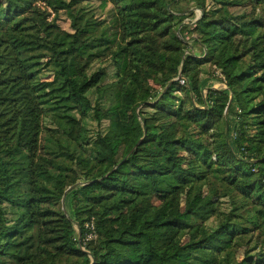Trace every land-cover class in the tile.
<instances>
[{
    "label": "trees",
    "instance_id": "trees-1",
    "mask_svg": "<svg viewBox=\"0 0 264 264\" xmlns=\"http://www.w3.org/2000/svg\"><path fill=\"white\" fill-rule=\"evenodd\" d=\"M37 1L0 0V264H264V0Z\"/></svg>",
    "mask_w": 264,
    "mask_h": 264
},
{
    "label": "rangeland",
    "instance_id": "rangeland-1",
    "mask_svg": "<svg viewBox=\"0 0 264 264\" xmlns=\"http://www.w3.org/2000/svg\"><path fill=\"white\" fill-rule=\"evenodd\" d=\"M90 2L92 4V6H94V8L96 10V14L99 16V18L107 19V9L110 8L111 5L108 4L107 7L104 10H102L99 7L100 0H90ZM166 2L169 3L168 4L169 8H172V10H174L175 12H179V13H184V12L188 11L191 8V6H193L192 5L193 2H191L190 0H175V1L166 0ZM36 6L40 10V13H39L38 16H39V19H41V21H43V18H45L47 21H52L55 18V13L53 12L52 9H49L44 4L43 0H38L36 2ZM196 9H199V8H196ZM234 10H239V9H234ZM195 13H196V11H195ZM196 16L198 17L199 15L196 13ZM195 20H196V18H193L192 20H189V19H185L184 20V23H186L185 24V29H184V38L189 43L191 42L189 30L192 28V26H193L192 24H194ZM56 22L63 29H65V30H69L70 29L69 28V19H68L67 15L65 14V12L61 11L57 15ZM14 35L21 36L18 33H16V34L14 33ZM1 38H5L4 33H0V39ZM98 66H106V70H107V74H108V80H111L112 67L108 64V61L105 60V61L100 62V63L96 62L93 65V69H96ZM49 76L50 75H46V78L48 79ZM204 80H206V79H203V82H204ZM42 81L45 82V79L42 80ZM203 85H205V87L203 89V92L206 91V88L208 86H211L213 88H217V87L222 86V84H220L216 79H210V80H208V82H204ZM40 89H41V87H40ZM177 94H180V92H177ZM104 126H105V123H103L100 127H104ZM97 127L99 128L98 125H95V123L91 122L90 126H89V128H90L89 132L92 131L94 128H97ZM189 187H190V184H187L181 190V192L178 195L174 194V195H172L170 197V199L176 201V203L179 206H182L183 201H184V194L189 189ZM204 196H205V199L207 200V205H205V207H204L205 210H209L210 208H213V209H219L220 207L223 208V204H220L221 203L220 201H219V203H214L213 202L215 199L217 200V198L214 195L213 189H212V187L209 184L204 186ZM161 199H162V196H155V195L153 196V201L156 202V203L158 201H160ZM68 204L69 203H67V200L65 201V195H63V197L61 199V207L64 210V212H67L70 209ZM213 218L214 217H212V219ZM85 226L87 228V231L85 232V240L93 238L95 236V234L92 231V228H93L92 225L89 224V222H87L85 224ZM191 236H192V233H189L186 237L189 238ZM238 249L240 250V252L244 249V245H243V243H242V241L240 239H239V247H238Z\"/></svg>",
    "mask_w": 264,
    "mask_h": 264
},
{
    "label": "built area",
    "instance_id": "built-area-1",
    "mask_svg": "<svg viewBox=\"0 0 264 264\" xmlns=\"http://www.w3.org/2000/svg\"><path fill=\"white\" fill-rule=\"evenodd\" d=\"M45 4V3H44ZM48 7V6H47ZM49 8V7H48ZM50 9V8H49ZM51 11V10H50ZM195 11H196V13L198 14V15H200L199 13H200V10L199 9H195ZM192 20V19H191ZM176 80L179 82V84L180 85H185V84H187V80H186V78L184 77V76H182V75H178L177 77H176Z\"/></svg>",
    "mask_w": 264,
    "mask_h": 264
}]
</instances>
